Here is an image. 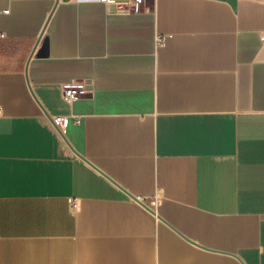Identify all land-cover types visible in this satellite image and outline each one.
I'll return each instance as SVG.
<instances>
[{
    "label": "crops",
    "instance_id": "0c3cea01",
    "mask_svg": "<svg viewBox=\"0 0 264 264\" xmlns=\"http://www.w3.org/2000/svg\"><path fill=\"white\" fill-rule=\"evenodd\" d=\"M122 7L0 0V264H264V0Z\"/></svg>",
    "mask_w": 264,
    "mask_h": 264
},
{
    "label": "built area",
    "instance_id": "2783aa9c",
    "mask_svg": "<svg viewBox=\"0 0 264 264\" xmlns=\"http://www.w3.org/2000/svg\"><path fill=\"white\" fill-rule=\"evenodd\" d=\"M109 3H115L118 5H123V10L128 11H140L144 5V0H105ZM262 42L264 43V32L261 35ZM89 92L87 85L83 81L73 80L64 84V96L70 102H74ZM56 124L59 126L65 125L67 123V119L64 117H58L54 119ZM75 203L72 202V206L75 207Z\"/></svg>",
    "mask_w": 264,
    "mask_h": 264
},
{
    "label": "water",
    "instance_id": "95a60500",
    "mask_svg": "<svg viewBox=\"0 0 264 264\" xmlns=\"http://www.w3.org/2000/svg\"><path fill=\"white\" fill-rule=\"evenodd\" d=\"M136 199H138L139 200V198H136ZM141 201V200H140ZM142 202V201H141ZM142 203H144V202H142ZM145 204V203H144ZM146 205V204H145ZM147 206V205H146Z\"/></svg>",
    "mask_w": 264,
    "mask_h": 264
}]
</instances>
